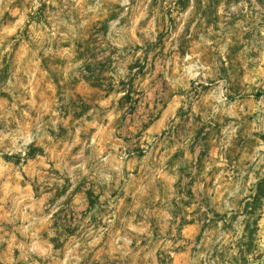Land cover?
Returning a JSON list of instances; mask_svg holds the SVG:
<instances>
[{"label": "rangeland", "instance_id": "obj_1", "mask_svg": "<svg viewBox=\"0 0 264 264\" xmlns=\"http://www.w3.org/2000/svg\"><path fill=\"white\" fill-rule=\"evenodd\" d=\"M0 264H264V0H0Z\"/></svg>", "mask_w": 264, "mask_h": 264}]
</instances>
